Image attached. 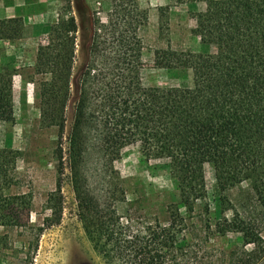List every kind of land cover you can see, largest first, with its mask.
Instances as JSON below:
<instances>
[{"label":"trees","instance_id":"obj_1","mask_svg":"<svg viewBox=\"0 0 264 264\" xmlns=\"http://www.w3.org/2000/svg\"><path fill=\"white\" fill-rule=\"evenodd\" d=\"M210 1L214 7L199 15L200 26L224 51L185 62L198 70L195 85L156 88L152 105L144 99L139 73L142 44L136 15L123 12L121 21L105 24L86 0H72L76 15L52 28L55 43L38 47L36 72L49 74L41 83V117L58 128V172L64 168L62 141L71 99L68 161L78 217L107 264L212 262L205 260L207 252L183 246L185 217L178 208L170 211L167 224L156 220L136 230L113 207L99 203L83 169L89 136L112 158L139 143L147 160L166 159L182 205L190 212L205 194L206 163L222 192L251 180L264 202V0ZM22 26L21 17L0 19V40H20ZM77 50L81 63L74 68ZM16 72L0 70V120L11 119ZM16 158L15 151L0 148V225L19 224L23 208L29 209L25 196L4 192L16 171ZM61 204L51 206L47 227L60 221ZM215 226L223 234L240 233L245 245L254 243L227 260L218 258L221 264H264L258 231L247 219L235 213Z\"/></svg>","mask_w":264,"mask_h":264},{"label":"rangeland","instance_id":"obj_2","mask_svg":"<svg viewBox=\"0 0 264 264\" xmlns=\"http://www.w3.org/2000/svg\"><path fill=\"white\" fill-rule=\"evenodd\" d=\"M86 2L105 24L121 21L123 12L140 19L137 29L142 44L139 73L148 105L153 104L156 88L195 85L198 70L186 66L185 62H195L198 54L224 51V45L209 41L200 26L199 15L213 9L214 1ZM36 3L42 6L43 0ZM46 5L54 14L52 28L76 15L72 0L70 3L69 0H49L43 6ZM69 7H72L70 11ZM55 42V35L48 36L44 45ZM39 46H32L29 52L15 60V55L6 54V46L0 44V70L15 69L24 81L33 82L29 94L20 87L16 91L13 89L11 119L0 120V148H9L17 154L16 171L4 192L9 196L23 195L29 200V209L23 208L19 224L0 225V264H107L95 250L78 217L68 161L67 135L73 114L71 99L66 108L62 141L64 168L61 174L58 172V128L46 124L41 117V83L49 74L36 72ZM80 55L77 50L74 68L81 63ZM26 58H34L35 63L25 64ZM88 141L83 169L89 188L99 203L116 210L122 222L136 230L156 220L167 224L170 211L178 208L185 217L183 246L190 251L207 252L205 260H211L210 264H221L218 258L227 260L242 247L251 249L254 246V243L245 245L240 233L223 234L215 226V223L222 225L224 217L239 213L257 229L258 241L264 249V202L251 180H244L222 192L212 166L204 164L205 194L195 201L190 212L182 205L166 159L147 160L139 143L123 147L118 157L112 158L100 151L97 139L89 136ZM59 177L61 190L57 191ZM59 200L62 202L60 221L47 227L45 220L52 215L51 206Z\"/></svg>","mask_w":264,"mask_h":264},{"label":"crops","instance_id":"obj_3","mask_svg":"<svg viewBox=\"0 0 264 264\" xmlns=\"http://www.w3.org/2000/svg\"><path fill=\"white\" fill-rule=\"evenodd\" d=\"M37 1V0H36ZM35 0L31 3L26 0H0V19L21 17L23 21L22 37L16 42L1 40L0 44L6 46L5 53L15 55V60L21 58L24 52H29V48L37 45H44L48 36H52V24H54V14L48 4L49 0H43V7ZM40 9V10H39ZM25 64L33 65L34 58H26ZM20 87L26 93L33 89V82L24 81L22 74L16 72L13 75V89Z\"/></svg>","mask_w":264,"mask_h":264}]
</instances>
